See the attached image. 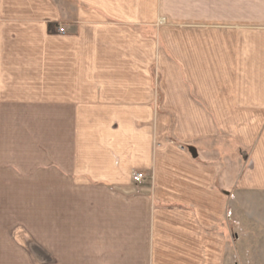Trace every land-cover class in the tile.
Here are the masks:
<instances>
[{
	"label": "crops",
	"instance_id": "crops-1",
	"mask_svg": "<svg viewBox=\"0 0 264 264\" xmlns=\"http://www.w3.org/2000/svg\"><path fill=\"white\" fill-rule=\"evenodd\" d=\"M7 232L0 264H264V0H0Z\"/></svg>",
	"mask_w": 264,
	"mask_h": 264
},
{
	"label": "rangeland",
	"instance_id": "rangeland-1",
	"mask_svg": "<svg viewBox=\"0 0 264 264\" xmlns=\"http://www.w3.org/2000/svg\"><path fill=\"white\" fill-rule=\"evenodd\" d=\"M160 23L162 25H165L166 23V20L165 18H161V21ZM52 25V24H51ZM168 25V24H167ZM51 31H53V28L54 26L52 25L51 26ZM182 30H189V21H186V23L182 24ZM59 31V29H58ZM173 122H171L170 126H172ZM19 129V128H18ZM227 193V196L230 195V192H226ZM232 196V195H230ZM34 215L33 217H29L28 220L30 221V223L27 222V224L24 226L28 228V230L30 231L29 233H24V234H27L28 236L31 235L32 238L34 239V244H41L42 242V238H41V197H40V185L38 186H35V196H34ZM19 221H26V218H24V216H19L18 217ZM16 226H11V229L15 228ZM25 227H23L21 224H19L17 227H16V232H13L12 234H10L11 236H14V240L16 239L17 241H19V237L22 235L21 233L24 232L23 229H25ZM26 228V229H27ZM1 237H4V238H7L8 237V232L7 233H3V234H0ZM0 244H12L11 242H5V239L0 241ZM233 245L232 244H229V248L227 250V260H226V263L227 264H233ZM39 255V254H38Z\"/></svg>",
	"mask_w": 264,
	"mask_h": 264
},
{
	"label": "built area",
	"instance_id": "built-area-1",
	"mask_svg": "<svg viewBox=\"0 0 264 264\" xmlns=\"http://www.w3.org/2000/svg\"><path fill=\"white\" fill-rule=\"evenodd\" d=\"M59 31L63 32L64 30L62 28H59ZM132 178L136 182H142V180L144 179V174L137 172V173L133 174Z\"/></svg>",
	"mask_w": 264,
	"mask_h": 264
},
{
	"label": "water",
	"instance_id": "water-1",
	"mask_svg": "<svg viewBox=\"0 0 264 264\" xmlns=\"http://www.w3.org/2000/svg\"><path fill=\"white\" fill-rule=\"evenodd\" d=\"M192 154L195 156L196 154H195V151L192 149Z\"/></svg>",
	"mask_w": 264,
	"mask_h": 264
},
{
	"label": "trees",
	"instance_id": "trees-1",
	"mask_svg": "<svg viewBox=\"0 0 264 264\" xmlns=\"http://www.w3.org/2000/svg\"><path fill=\"white\" fill-rule=\"evenodd\" d=\"M51 26H52V25L49 24V28H50V29L52 28Z\"/></svg>",
	"mask_w": 264,
	"mask_h": 264
}]
</instances>
